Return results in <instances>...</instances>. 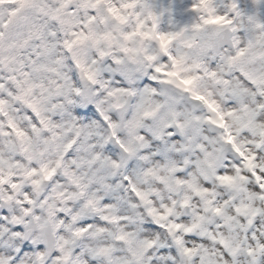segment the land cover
<instances>
[{"label":"clouds","instance_id":"9594fccd","mask_svg":"<svg viewBox=\"0 0 264 264\" xmlns=\"http://www.w3.org/2000/svg\"><path fill=\"white\" fill-rule=\"evenodd\" d=\"M0 264H264V0H0Z\"/></svg>","mask_w":264,"mask_h":264}]
</instances>
